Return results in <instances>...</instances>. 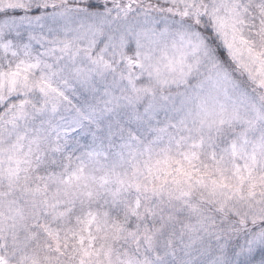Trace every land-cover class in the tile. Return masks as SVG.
<instances>
[{
    "label": "snow or ice",
    "instance_id": "6c2138e0",
    "mask_svg": "<svg viewBox=\"0 0 264 264\" xmlns=\"http://www.w3.org/2000/svg\"><path fill=\"white\" fill-rule=\"evenodd\" d=\"M0 264H264V0H0Z\"/></svg>",
    "mask_w": 264,
    "mask_h": 264
}]
</instances>
